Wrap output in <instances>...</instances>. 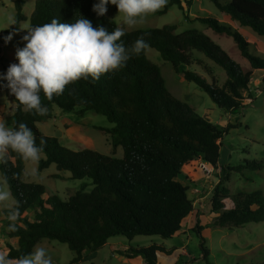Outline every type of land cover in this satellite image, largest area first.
I'll use <instances>...</instances> for the list:
<instances>
[{
	"label": "trees",
	"instance_id": "trees-1",
	"mask_svg": "<svg viewBox=\"0 0 264 264\" xmlns=\"http://www.w3.org/2000/svg\"><path fill=\"white\" fill-rule=\"evenodd\" d=\"M191 1L168 0L167 5L157 12L177 5L188 18L187 7ZM212 1L231 21L249 26L264 36V0ZM12 2L16 24L6 31L17 30L26 19L24 0ZM96 2L34 0L29 25L48 23L53 18L71 23L81 16L89 19L94 27L104 26L110 32L120 28L106 15L97 16L92 11ZM195 19L218 34L231 36L239 53L249 61L250 68L243 70L220 46L195 29L175 32L174 24L130 31L121 28L125 32L121 40L128 49L131 50L141 37L147 44L139 54L131 52V58L123 68L106 73L95 82L89 78L71 83L63 94L54 95L51 101L41 93L42 104L48 109L46 115L29 113L22 106L17 107L18 101L12 95L11 114L6 116L5 123L8 126L25 123L33 131L37 145L42 138L46 141L38 170L54 163L57 170H68L72 179L86 178L93 187L90 191L84 188L75 190L66 200H61L43 184L24 181L25 160L10 152L7 162L0 164V175L7 176V186L14 199L10 208L18 206L19 209L15 222L18 230H8V237L15 239L5 254L10 261L17 262L19 257L31 253L43 239L66 243L75 253L70 264H77L85 255L99 250L112 236L159 235L171 238L181 229L182 221L193 212L194 206L188 197L187 186L177 177L184 165L195 158L216 167L221 139L229 129L205 120L188 103L174 97L165 87L158 66L147 57V48L158 51L176 72L195 82L225 113L244 106V93L249 88L254 69L262 70L264 82V58L250 53V43L237 28L213 16H196ZM193 50L202 52L225 69L227 78L221 85L216 83L208 66L195 61ZM193 63L211 76V83L198 73L181 68ZM3 68L6 71L8 67L4 65ZM54 107L61 112L82 115L91 110L105 116L113 123L107 129L112 148L115 150L120 146L122 156L101 154L90 147L71 150L60 145L58 138L44 134L37 123L53 118ZM244 167L259 169L261 164L245 161L244 165L227 167L224 177L215 185L211 197V211L216 213L212 221L214 226L234 228L264 221V190L231 195L223 185V181L229 178L228 171H239ZM9 209L2 210L7 229ZM202 227L197 221L194 231L201 255L208 262L209 250L201 233ZM174 250L153 243L131 247L128 254L141 256L145 264H158V254L170 255Z\"/></svg>",
	"mask_w": 264,
	"mask_h": 264
},
{
	"label": "rangeland",
	"instance_id": "rangeland-1",
	"mask_svg": "<svg viewBox=\"0 0 264 264\" xmlns=\"http://www.w3.org/2000/svg\"><path fill=\"white\" fill-rule=\"evenodd\" d=\"M219 1L225 3L229 0ZM2 2L4 6H0V30L3 31L6 24L2 23L7 22L8 17H13L14 8L11 0H2ZM28 4L27 0L25 6ZM114 6L109 5L105 15L125 31L161 27L165 24H174L175 32L195 29L220 46L243 70L249 69V61L239 53L231 36L218 34L200 20L195 19L196 16H213L237 28L250 43V53L264 58V36L256 33L249 26H242L236 21H231L229 16L221 11L212 0H192L187 7L188 18L184 16L179 6L171 5L164 12L147 15L131 27L123 24L122 14H118V10ZM26 26H28V20L22 21L19 25L21 30L16 34L22 33V28ZM192 54L195 61L209 67L218 85L225 81L227 76L224 68L214 63L202 52L193 50ZM146 55L158 66L165 87L174 97L188 103L205 120L222 129L229 130L221 139L216 167L205 165L200 158H195L184 165L177 177L187 186L188 197L192 199L194 206L192 217L183 222L179 233L171 238H163L159 235H136L133 238L121 235L112 236L95 255L85 256L77 264H126L114 252L120 256L130 257L129 249L126 253L121 250L113 252L112 245L116 243L129 248L148 246L153 243L163 245L167 249L183 246V253L176 258V264H264V221L249 222L234 228L218 227L212 224L216 213L211 211L213 189L220 178L224 177V170L227 167L244 165L245 161H255L261 164L259 169L244 167L239 171H228L229 178L223 181V185L228 188L231 195L264 190V82L262 70H253L249 88L244 93V106L225 113L195 82L184 79L181 73L176 72L172 64L164 60L158 51L147 48ZM195 63L182 65L181 68L194 71L211 83V76ZM5 72L0 66V74ZM12 102L13 98L9 91L6 88H0V106L7 107ZM53 112L56 116L54 119L38 122L37 126L44 134L58 138L60 145L71 150L90 147L101 154L117 158L122 156L123 151L120 146L115 150L112 148L111 135L107 129L111 128L113 123L109 122L105 116L91 110L85 111L82 115L77 112H61L57 107H54ZM5 120L6 116L2 118L3 122ZM41 157L44 155L41 154ZM24 168L25 172L22 176L24 181L43 184L61 200H66L69 194L75 190L84 188L85 191H90L93 187L86 178H70L68 170H57L54 163L39 171L36 164L25 160ZM54 174L61 176L53 177ZM13 202L14 199L0 204V252L5 254L8 245L14 244L15 239L8 237L7 219L2 210L9 209ZM28 215L31 217L32 213L29 212ZM197 221L203 226L201 233L209 250L208 262L201 255L198 237L194 231ZM37 247H44L47 250L52 257L53 264H70L75 256L66 243L57 240L43 239L36 244L33 251ZM137 261L140 262L141 259L138 258ZM10 264H17V262L10 261Z\"/></svg>",
	"mask_w": 264,
	"mask_h": 264
},
{
	"label": "clouds",
	"instance_id": "clouds-1",
	"mask_svg": "<svg viewBox=\"0 0 264 264\" xmlns=\"http://www.w3.org/2000/svg\"><path fill=\"white\" fill-rule=\"evenodd\" d=\"M168 0H97L92 11L104 16L109 5H115L122 14L123 24L133 26L147 15L164 8ZM8 27L15 25L13 17L7 18ZM23 30V47L15 52L17 63L11 64L5 73L0 74V88H6L26 112L46 115L41 93L49 101L53 96L63 94L65 87L81 79L98 81L106 73H113L124 66L131 58V52L139 54L147 47L143 37L137 39L128 49L121 37V28L108 31L104 26L94 27L92 22L80 16L74 22H60L53 18L48 23L28 25ZM14 33L4 37L11 41ZM46 141L42 138L37 145L33 131L25 123L8 126L0 121V164L7 162L10 152L22 159L38 165ZM35 171V169H34ZM6 175H0V204L13 199ZM19 209L8 211V230L17 231L16 221ZM0 264H10L5 253L0 252ZM17 264H53L52 257L44 247H37L31 253L21 256Z\"/></svg>",
	"mask_w": 264,
	"mask_h": 264
},
{
	"label": "crops",
	"instance_id": "crops-1",
	"mask_svg": "<svg viewBox=\"0 0 264 264\" xmlns=\"http://www.w3.org/2000/svg\"><path fill=\"white\" fill-rule=\"evenodd\" d=\"M26 1L27 0H24V15L26 18L24 21L28 20V25H29V16H30V14L33 10V7H34V0H28V2H29L28 6H25ZM0 6L1 7L4 6L2 0H0ZM13 8H14V5H13ZM2 24L3 25L6 24V27H4L5 30H3V31L0 30V66H1V68H3L4 65L9 67L11 64L17 63L16 58H15V52L18 48L23 47L24 42L22 41V36L26 34L25 30H23L22 33L18 32L16 34L17 31L21 30V28H19V26H18V29L15 31H6L11 27V25L8 27L7 22H4ZM9 33H14L13 37H12L11 41L5 43L4 37H6ZM12 103H9L7 107H5L4 105L0 106V121H2L3 117L9 116L11 114L10 105ZM54 113L55 112H53V118L52 119H54L56 117ZM203 164L208 165L207 163H204V162H203ZM192 214H193V212L190 215H188L182 221V224L185 220H189L192 217ZM177 233H179V231ZM176 234H174L172 237H174ZM119 247H120V249H119ZM128 249H130L128 246H125V245L120 244V243H116V244L112 245V251L113 252L117 251V250H121V251H124L126 253ZM165 249H167V248H165ZM173 249H175V250L170 255L158 254V258H157L158 264H176L177 263L176 258L179 255L181 256V254L183 253L182 251L184 249H183V246H181V248H173ZM97 251H95L91 254L85 255V256L95 255L97 253ZM114 254H116L118 257H120V259L122 261H124V263H126V264H145L144 260L139 255L127 257V256H123V255L120 256L116 252H114ZM175 254H178V255H175ZM138 258L141 259L140 262L137 261Z\"/></svg>",
	"mask_w": 264,
	"mask_h": 264
}]
</instances>
